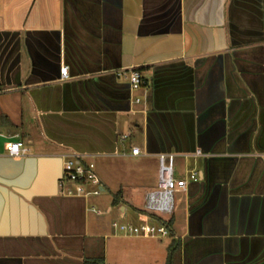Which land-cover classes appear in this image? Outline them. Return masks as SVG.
Instances as JSON below:
<instances>
[{"label":"crops","instance_id":"0c3cea01","mask_svg":"<svg viewBox=\"0 0 264 264\" xmlns=\"http://www.w3.org/2000/svg\"><path fill=\"white\" fill-rule=\"evenodd\" d=\"M68 151L129 179L94 171L111 196L89 208L60 187ZM160 153L188 181L163 264L170 244L179 264H264V0H0V264H117L118 242L158 239L111 224L161 217L143 210Z\"/></svg>","mask_w":264,"mask_h":264},{"label":"built area","instance_id":"2783aa9c","mask_svg":"<svg viewBox=\"0 0 264 264\" xmlns=\"http://www.w3.org/2000/svg\"><path fill=\"white\" fill-rule=\"evenodd\" d=\"M67 66L60 69L61 79H66L68 76ZM129 87L131 91H136L142 84V76L139 71L133 69L128 75ZM134 103L139 102V98H134ZM128 134H123L122 139H126ZM7 153L11 157L23 155L26 152L24 141L17 138L6 147ZM133 155H139L138 148L133 147L131 150ZM197 153H199L197 151ZM158 178L157 187L144 196L143 210L161 216L163 222H156L155 225L140 224L134 225L123 221L115 220L111 227L114 232L120 236L141 237V238H167L170 233L164 223L169 219L174 210V193L177 190H186L187 178H178L174 174L175 156L172 153L158 154ZM82 156L74 151H68L62 155V172L59 180L60 187L63 189L65 184H72L75 194H93L100 193L99 181L94 173V164L92 162L82 161ZM188 179L197 181L196 172L188 173ZM94 186L92 192H87V186ZM68 193H72L71 189Z\"/></svg>","mask_w":264,"mask_h":264},{"label":"rangeland","instance_id":"374dc122","mask_svg":"<svg viewBox=\"0 0 264 264\" xmlns=\"http://www.w3.org/2000/svg\"><path fill=\"white\" fill-rule=\"evenodd\" d=\"M106 159H101V157H94L91 159V162L94 163L95 169L94 171H102L104 175L105 181L111 183L112 188L117 185L121 180H125L127 176H124L120 173L115 166L110 165L109 162L106 163V166L103 165V162ZM127 165L128 161L126 162ZM179 167V166H178ZM182 167V166H181ZM108 170V171H106ZM175 171V170H174ZM129 179V178H127ZM94 186H87L86 191L92 192L94 190ZM88 196V206L89 208L100 209V200L106 199L109 200L111 196L110 192L107 188H105V192L100 195L89 194ZM93 210V209H92ZM129 218L127 220L128 223L134 225L140 224H149L155 225L156 222L148 219L146 215H138L133 211H129ZM112 228V227H111ZM114 232V229H111ZM115 233V232H114ZM170 240L167 238L162 239H146L140 241H134L130 239L122 240L118 243H122L124 246H120L119 249L115 248L112 252V248L108 251L107 256L110 255L108 261L111 263L112 261L117 260V264H163L164 254L166 252L167 244ZM120 254H116L117 252ZM103 255V254H102ZM113 259V260H112Z\"/></svg>","mask_w":264,"mask_h":264},{"label":"trees","instance_id":"16d2710c","mask_svg":"<svg viewBox=\"0 0 264 264\" xmlns=\"http://www.w3.org/2000/svg\"><path fill=\"white\" fill-rule=\"evenodd\" d=\"M143 68H136L135 70L137 71H141ZM115 196H117V194H115ZM113 202H115V197ZM156 220L158 222H163L160 218H156ZM166 224V226L168 227V229L170 230L171 228V219H168L164 222ZM103 261V258H96L94 260H91L89 263H87V261L85 262L86 264H101ZM180 261V256H179V247L175 246L173 247V244H170L169 246V253L167 256V260H166V264H179Z\"/></svg>","mask_w":264,"mask_h":264}]
</instances>
